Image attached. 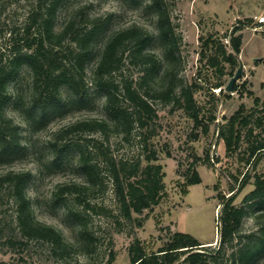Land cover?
<instances>
[{"label":"rangeland","instance_id":"374dc122","mask_svg":"<svg viewBox=\"0 0 264 264\" xmlns=\"http://www.w3.org/2000/svg\"><path fill=\"white\" fill-rule=\"evenodd\" d=\"M49 1V0H44ZM171 16L182 35L183 69L181 76L185 83L197 82L200 88L195 92V99L201 107L200 118L209 123V131L203 132V126H195L194 120L182 108L173 103L153 102L158 116L152 122V137L148 139L149 148L157 150L158 160L163 166L164 195L158 205L147 208L142 214H133L128 220L120 212L114 191L109 165L106 159H124L132 162L142 159L146 164L143 137L135 129L126 139L122 135H111L109 140L102 141L99 133L69 134L57 139L58 130L71 122L84 118L104 117L103 94L92 85V76L88 66L86 80L90 86L91 102L85 106L75 103L64 114H56L38 130L31 131L24 116L13 105L7 106V113L19 126L24 152L11 164L0 165V174L7 171H30L31 178L27 192L31 199L36 218L62 232L66 242L73 245L62 253L52 242L42 239H23L18 230L17 206L11 196V189L4 185L0 191V262L5 264H129L131 261L130 246L135 239H140L147 251L157 250L163 246L170 235L176 231L194 235L202 244H212L208 251L217 252L220 248L218 219L222 204L218 193L230 195L228 175L239 174L247 166L238 160L239 153L228 155L226 145L219 136L220 126L244 104L246 109L255 105L254 96L264 99V27L259 18L264 16V0H169ZM150 0H63L59 9L57 22L62 24L80 9H85L89 17L102 16L108 20L107 29L138 24L145 27L153 36L148 48L161 56V47L156 38V16L148 7ZM37 5V0H4L0 3V53L5 60L11 55L12 41L9 31L13 26H20L27 12ZM111 15L108 19L107 16ZM85 21L80 19L81 22ZM245 25L236 34L242 35V46L239 53L244 64L243 75L236 81L240 91L227 92L224 87L236 72L225 64L226 73L219 75L214 67L201 60L202 43L212 36L229 41L228 34L238 24ZM17 31V30H16ZM19 35L14 37L18 38ZM103 43V37L99 39ZM212 48L209 54H213ZM126 70L138 77L139 67L126 65ZM232 71V72H231ZM30 74L25 67L17 78V83L24 91L29 92ZM222 83L221 88L215 84ZM245 86V87H244ZM245 88L252 90L254 96L247 94ZM225 93H231L228 97ZM216 119L210 122L209 116ZM198 134L195 138L194 134ZM148 138V137H147ZM58 140L61 148L73 142L87 147L93 162H99L101 177L90 193L94 209H86L74 195L55 193L61 185L72 181L87 184V176L78 167L80 151L72 146L62 158L50 145ZM103 142V143H101ZM245 147L242 146L241 150ZM170 155H167V152ZM91 152V153H90ZM211 162L199 161L197 169L202 182L196 185H185L184 170L195 156L206 158ZM213 158V159H212ZM214 162V160H216ZM257 172L264 174V157L257 166ZM253 178L235 200L243 204V198L254 189ZM71 210L78 211L83 219L77 221ZM248 214L243 219L239 230L241 236L259 230V224ZM138 218L142 223L138 226ZM83 233V235H81ZM18 238L14 245L9 242ZM236 246L222 251L217 261L212 264H232L231 253L247 243L239 238ZM251 264H264V253L255 258Z\"/></svg>","mask_w":264,"mask_h":264},{"label":"trees","instance_id":"16d2710c","mask_svg":"<svg viewBox=\"0 0 264 264\" xmlns=\"http://www.w3.org/2000/svg\"><path fill=\"white\" fill-rule=\"evenodd\" d=\"M62 3L63 0H37V5L29 9L24 22L9 31L11 55L3 60L0 53V165L15 162L25 149L19 126L8 115L7 106L13 105L24 116L31 131H36L54 115L64 114L75 103L85 106L91 102L90 86L85 77L88 66L92 64L89 67L93 78L91 82L103 94L106 115L71 122L58 130L56 137L61 140L69 134L99 133L102 141H106L111 135H122L127 139L135 129L140 130L145 151H148L144 156V166L141 158L132 162L106 159L120 212L124 218L131 220L134 213L142 214L145 209L158 205L164 195L163 166L156 163L158 152L149 148L148 142L153 135L152 122L158 116L153 102L173 103L177 108L184 109L195 126L202 125L203 132L207 133L209 123L200 118L202 108L195 99V92L201 86L197 82L185 83L181 76L182 35L172 19L169 0H150L148 5L156 16V38L161 56L149 50L153 36L138 24L109 30L106 27L108 20L102 16L89 17L85 9L58 24L57 16ZM81 18L85 21L81 22ZM244 25L233 27L227 44L212 36L202 43L201 60L205 59V64L214 67L219 75L226 73L225 64L230 68L238 64L236 55L241 51L242 35L236 33ZM15 35H19L18 38ZM101 37L103 43L99 45ZM212 48L215 52L209 54ZM127 64L139 67L137 78L126 70ZM25 67L30 74L27 95L17 83ZM222 85L217 83L215 88ZM245 90L254 96L252 90ZM234 91L244 95V90H239L236 82ZM225 94L231 97V93ZM254 101L255 105L250 109L241 104L219 129L228 155L239 153L238 160L244 162L247 168L239 170L237 175H228L229 196L218 193L222 211L218 219L220 248L217 252L208 251L211 245L202 246L194 235L176 231L163 246L153 251H147L141 240L135 239L129 248V264H212L222 251L236 246L239 238H246L247 243L231 253L232 264H251L264 253V174L257 172V166L264 157V99L254 96ZM215 119L214 115L209 116L210 122ZM194 136L197 138L198 134ZM57 139L50 145L58 159L72 146L78 147V167L87 176V184L72 181L61 185L55 193L57 199L61 197L60 191L74 195L75 200L85 205L86 209H94L89 195L99 182L104 183L99 162L92 161L85 150L87 147L69 142L60 148ZM167 155H170L169 151ZM201 160L212 163L209 154L204 159L195 156L183 172L185 185L202 182L197 169ZM31 176L30 171L10 170L0 174V191L2 186L8 185L17 206L16 221L21 238L50 241L62 253H67L73 245L65 241L62 232L35 216L27 192ZM252 178L254 189L245 195L243 204H236V198ZM253 213L259 224L258 232L241 236L239 230L243 219ZM71 215L77 221L83 219L78 211L71 210ZM138 221V226H141ZM13 238L9 242L15 245L18 238Z\"/></svg>","mask_w":264,"mask_h":264},{"label":"water","instance_id":"95a60500","mask_svg":"<svg viewBox=\"0 0 264 264\" xmlns=\"http://www.w3.org/2000/svg\"><path fill=\"white\" fill-rule=\"evenodd\" d=\"M239 65L236 72L231 76L230 80L228 81L227 85L224 87L225 91L232 92L235 82L243 75L244 72V64L240 59L239 54L236 55ZM212 245V244H203L202 246Z\"/></svg>","mask_w":264,"mask_h":264},{"label":"built area","instance_id":"2783aa9c","mask_svg":"<svg viewBox=\"0 0 264 264\" xmlns=\"http://www.w3.org/2000/svg\"><path fill=\"white\" fill-rule=\"evenodd\" d=\"M259 23H260V26L264 27V16L259 18Z\"/></svg>","mask_w":264,"mask_h":264}]
</instances>
